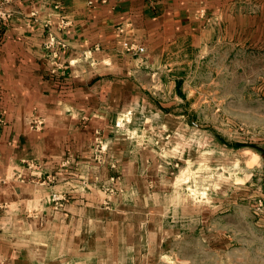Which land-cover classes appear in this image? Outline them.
I'll list each match as a JSON object with an SVG mask.
<instances>
[{"label":"crops","instance_id":"crops-1","mask_svg":"<svg viewBox=\"0 0 264 264\" xmlns=\"http://www.w3.org/2000/svg\"><path fill=\"white\" fill-rule=\"evenodd\" d=\"M235 3L15 0L4 7L0 264H119L143 241L160 210L150 203L160 169L150 138L129 134L141 131L131 122L147 100L138 84L170 44L224 32L239 16L228 12ZM127 43L145 51L128 53ZM54 192L67 194L63 210L50 202Z\"/></svg>","mask_w":264,"mask_h":264},{"label":"rangeland","instance_id":"rangeland-1","mask_svg":"<svg viewBox=\"0 0 264 264\" xmlns=\"http://www.w3.org/2000/svg\"><path fill=\"white\" fill-rule=\"evenodd\" d=\"M235 2L144 69L129 134L152 141L160 210L119 264H264V0Z\"/></svg>","mask_w":264,"mask_h":264},{"label":"built area","instance_id":"built-area-1","mask_svg":"<svg viewBox=\"0 0 264 264\" xmlns=\"http://www.w3.org/2000/svg\"><path fill=\"white\" fill-rule=\"evenodd\" d=\"M15 0H0V29L3 26L4 21L7 18V14L4 12V7L13 3ZM88 3L92 5L94 3V0H88ZM125 50L128 53H143L145 51V48L142 46H138L136 44H129L127 43L125 45ZM3 120L0 118V122ZM68 199L67 194L62 192H54L50 196V202L52 203L54 209L56 210H63L65 203Z\"/></svg>","mask_w":264,"mask_h":264}]
</instances>
